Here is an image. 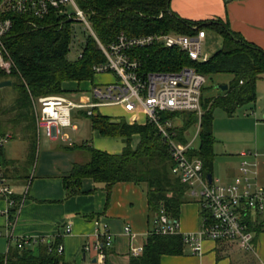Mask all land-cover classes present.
<instances>
[{"label": "trees", "instance_id": "16d2710c", "mask_svg": "<svg viewBox=\"0 0 264 264\" xmlns=\"http://www.w3.org/2000/svg\"><path fill=\"white\" fill-rule=\"evenodd\" d=\"M76 1L103 45L112 43L120 33L129 37L170 32L194 35L199 30L210 29L221 37L220 49L205 62H193L179 50L159 45L136 49L132 53L140 63V72L144 74L171 73L190 67L205 77L217 74L232 76L227 90L214 99L207 110L203 107L204 102H201L204 113L199 118L194 113L162 115L164 120L181 117L182 126L174 129L177 132L176 140L181 143H184L183 132L199 122V145L197 149H189L188 155L198 158L203 172L211 175L213 109L220 108L232 115L238 107L255 100L256 81L264 76V52L238 38L220 21L190 23L178 18L169 11L170 0ZM7 17L11 19L12 27L4 38V44L13 66L10 75L0 69V82L11 81L17 96L9 110L13 116L0 122V136L11 138V131L14 134L19 132L30 143L27 150V163L30 164L35 157L33 150L37 140L31 99L64 94L61 87L63 82L92 81L95 75L93 66L101 64L104 56L90 35L77 43L74 23L64 21L56 10L50 11L41 20L11 13ZM74 47L81 49V57L70 59L68 56ZM86 118L92 130L99 135L121 138L124 148L120 154L112 155L87 144L67 147V150L84 151L88 159L84 163H74L69 174L63 177L66 197L83 193V179L101 183L107 191L117 183L128 182L144 188L148 212L154 219L161 215L177 218L180 206L188 201L187 188L171 174L167 146L154 126L148 123L128 124L124 119L114 121L97 112ZM134 135L139 137V142L132 148ZM0 163L4 167L9 163L4 158L2 147ZM59 244L60 239L53 241L51 250L46 245L36 246L35 251L14 248L0 254V264H60L61 255L56 253ZM182 248L180 235L149 234L142 254L131 257L129 264H160L161 256L179 255ZM104 264L110 263L105 261Z\"/></svg>", "mask_w": 264, "mask_h": 264}, {"label": "built area", "instance_id": "2783aa9c", "mask_svg": "<svg viewBox=\"0 0 264 264\" xmlns=\"http://www.w3.org/2000/svg\"><path fill=\"white\" fill-rule=\"evenodd\" d=\"M56 10L63 16L64 21L78 22L94 39L98 49L104 56L101 64L93 66L95 75L111 73L115 80L100 88L92 85L90 102H75L64 95H48L31 99L36 135L43 132L50 140H67L63 129L75 130V117H90L102 107L118 106L132 116L128 124L139 123V115L144 117V124L154 126L158 135L167 146L171 160V174L186 186L188 196L196 200L200 212V228L194 234H181L177 219L161 215L154 219L149 234L180 235L185 246L190 247L195 255L201 254V244L204 240L234 244L242 251L252 252V226H259L264 231V187L253 183L249 175L250 165L243 161L240 164V175L230 184H219L207 179L198 158L189 157V144L176 140V133L170 119H162L163 114L194 113L201 116L202 88L205 76L193 68L184 67L171 73L140 72V63L132 53L153 45L177 49L186 54L193 62H205L209 55L203 52L205 40L204 30L194 35L151 34L129 37L124 33L116 39L103 45L97 38L86 13L80 9L76 0H0V69L10 75L12 61L4 44V38L12 27V21L7 14L45 18L50 11ZM162 15H160L161 17ZM33 27L36 25L31 22ZM76 57H81L77 51ZM0 136V147L8 139ZM31 176L24 191L17 195L13 190L5 167L0 163V200L6 204L5 215L8 218L6 232L0 237L7 239V247L11 243L21 249L46 245L51 250L52 241L47 237H16L13 234L16 214L26 199ZM94 227L93 240L83 246V252L93 254L96 260L104 263L111 249L114 236L107 222L99 217L92 219ZM72 222L69 220L63 228V234L69 235ZM130 233L129 226L124 227ZM143 252V246L131 250L132 257H138ZM56 253L62 255L61 244L57 245Z\"/></svg>", "mask_w": 264, "mask_h": 264}, {"label": "crops", "instance_id": "0c3cea01", "mask_svg": "<svg viewBox=\"0 0 264 264\" xmlns=\"http://www.w3.org/2000/svg\"><path fill=\"white\" fill-rule=\"evenodd\" d=\"M169 11L190 23L220 21L226 24L230 32L238 38L257 46L264 52V0H170ZM228 76L231 78L224 79L220 85H225L228 88L232 80V76ZM260 79L264 80V76ZM79 85L80 83L75 81H68L63 82L61 87L65 93L69 92L77 96L78 92H83ZM217 89L220 91L217 97L222 96L227 90L222 91L218 87ZM65 93L62 95L69 98ZM72 100L84 102L74 98ZM90 101L91 98L86 102ZM254 102L255 100L237 109L251 106ZM118 108L121 112L114 116L106 115L99 109L96 112L114 121L124 119L129 123L132 116L126 114L121 107ZM197 117L199 118V116ZM72 118L74 123L78 117ZM87 120L88 128L83 135H77L79 128L74 124L76 129H69L72 136L64 132L67 135L65 141L50 140L43 132L40 133L52 143V146H46L39 158L34 170V177L30 179L26 199L16 214L12 231L16 237H47L52 242L60 239L63 248L60 264H104L105 262H99L93 254L84 253L82 249L87 242L93 240L92 219L99 217L107 222L109 230L114 236L113 245L108 251L105 261L110 264H129L132 257L131 250L138 246H144L153 227L154 217L148 212L144 188L133 183L122 182L113 185L107 191L103 184L94 183L91 179H83L81 181L82 194L69 198L65 195L63 177L69 174L74 163H84L80 161L84 151L67 150V147L87 144L96 150L112 155L120 154L124 148L121 138L99 135L97 131L92 130L90 121ZM171 121L175 124V127L173 124L174 129L182 126L180 116H175ZM138 124H144L142 115H139ZM194 125L198 127V136L199 122ZM190 128L183 132L184 144H189L191 149H197L198 147L193 146L196 136L191 141L187 140ZM175 133L177 132L175 131ZM138 142L139 137L134 135L131 147L135 148ZM25 155L27 161V149ZM239 156L250 165L251 181L264 187V147H261L254 155L250 152H242ZM7 166L8 164L5 165L6 173ZM239 168L240 165L227 169L225 178L219 179L213 176L212 165V180L219 184H230L235 177L240 175ZM7 175L15 193L21 194L29 177L17 171H14V177H10L8 173ZM186 198L190 202L180 206L178 217L175 219L178 221L181 234H194L200 228L199 207L196 200L191 199L187 193ZM5 210L6 204L0 200L1 234L6 232L8 223ZM69 220L72 222V231L69 235H64L63 228ZM125 226H129L130 233L124 231ZM251 228L253 231L252 252L242 251L231 243L204 240L201 244L200 255L193 254L190 247L183 244L181 254L163 255L160 258V264H264V231L256 226ZM14 248V246L7 247V252ZM28 249L35 251L36 247Z\"/></svg>", "mask_w": 264, "mask_h": 264}, {"label": "rangeland", "instance_id": "374dc122", "mask_svg": "<svg viewBox=\"0 0 264 264\" xmlns=\"http://www.w3.org/2000/svg\"><path fill=\"white\" fill-rule=\"evenodd\" d=\"M75 37L78 42H83L85 37L89 35V32L85 30L84 25L74 22ZM206 39L203 42V52L211 56L215 51L219 50L221 47V37L211 31L206 29ZM75 44V43H74ZM77 46V44H75ZM77 50H71L69 54L70 59H74L77 55ZM81 50V49H80ZM79 51V50H78ZM231 78L228 74L217 75L206 77L205 84L202 88V101L204 102L203 107L206 110L211 105V102L217 98L220 91L217 87L220 83H223L224 79ZM115 77L111 73H103L94 75L92 81L81 82L79 88L83 92H78L75 96L69 92L65 93L69 98L78 99L77 101H89L91 98V92L89 91L92 85H97L103 88V85L112 82ZM222 81V82H219ZM226 83V82H224ZM68 87V85H65ZM256 99L251 106L241 107L236 110L235 114L228 116L222 109H213V121H212V136H213V176L215 178L224 179L226 170L233 167L239 166L243 159L240 158L242 152H250L252 155L258 153L261 147H264V80H257L255 86ZM15 90L10 86L2 88L0 91V122L5 121L13 116L10 112V108L16 98ZM72 98V99H73ZM99 111L106 115H118L121 111L118 107H102ZM204 113L202 109L201 114ZM73 117L76 116V112H73ZM80 117L74 121L79 128L77 135H83L88 128V120L82 113L78 114ZM198 116V115H197ZM173 122V121H172ZM174 124V123H173ZM9 127V124H8ZM175 127V124H174ZM197 126H192L188 131L187 140L191 141L195 136L193 146L195 148L199 145V139L197 136ZM8 129V128H7ZM20 127L17 128L19 131ZM9 131V130H8ZM11 131V130H10ZM62 132L67 133L72 136L69 129H63ZM11 138L6 139L2 143L3 155L8 163L7 173L14 177V171L26 174L27 177H34V170L39 162V158L42 152L46 149V146H52L48 140H46L43 135L36 140L34 145L35 157L33 161L29 164L26 161V149L30 143L27 142L23 137H21L19 132H10ZM18 133V134H16ZM177 134V133H176ZM55 145V144H53ZM82 159L80 161L86 162L88 156L85 152L82 154ZM14 168V170H13ZM12 173V174H11ZM190 201H187V203ZM4 234V232L2 233ZM7 239L5 237H0V254H5L7 252ZM14 246L13 243L10 245ZM35 250V249H34Z\"/></svg>", "mask_w": 264, "mask_h": 264}, {"label": "water", "instance_id": "95a60500", "mask_svg": "<svg viewBox=\"0 0 264 264\" xmlns=\"http://www.w3.org/2000/svg\"><path fill=\"white\" fill-rule=\"evenodd\" d=\"M10 86H11V81H9V80H6V81H2V82H0V89H2V88H6V87H10ZM218 88H219L220 90L224 91V90L227 89V86H225V85H220V86H218ZM207 179H208L209 182H211L212 177H211L210 174H207Z\"/></svg>", "mask_w": 264, "mask_h": 264}]
</instances>
